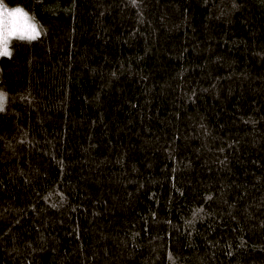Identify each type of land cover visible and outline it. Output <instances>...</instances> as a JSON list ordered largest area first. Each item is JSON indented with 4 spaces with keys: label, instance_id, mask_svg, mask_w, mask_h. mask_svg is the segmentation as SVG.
Listing matches in <instances>:
<instances>
[{
    "label": "trees",
    "instance_id": "obj_1",
    "mask_svg": "<svg viewBox=\"0 0 264 264\" xmlns=\"http://www.w3.org/2000/svg\"><path fill=\"white\" fill-rule=\"evenodd\" d=\"M0 264H264V0H2Z\"/></svg>",
    "mask_w": 264,
    "mask_h": 264
},
{
    "label": "snow or ice",
    "instance_id": "obj_2",
    "mask_svg": "<svg viewBox=\"0 0 264 264\" xmlns=\"http://www.w3.org/2000/svg\"><path fill=\"white\" fill-rule=\"evenodd\" d=\"M4 10L5 5L3 4L2 0H0V56L11 55L8 47L10 37L18 36L20 39L27 38L29 40H35L41 35V31L36 23H27L28 13L22 8H13L7 13V15L13 18L17 16L24 17L26 21L25 27L19 30L13 27L6 33L4 27ZM5 99L6 94L0 92V110H3Z\"/></svg>",
    "mask_w": 264,
    "mask_h": 264
},
{
    "label": "rangeland",
    "instance_id": "obj_3",
    "mask_svg": "<svg viewBox=\"0 0 264 264\" xmlns=\"http://www.w3.org/2000/svg\"><path fill=\"white\" fill-rule=\"evenodd\" d=\"M3 2V1H2ZM3 4L5 5V18H4V27H5V32L7 33L11 28L15 27L16 29H22L25 27V24H26V21H25V18L22 17V16H17L15 18L13 17H9L7 15V13L13 9V8H21V7H11V6H8L7 4H5L3 2ZM23 9V8H22ZM25 12H27L25 10ZM28 13V12H27ZM27 23H36L41 31V28L38 24V22L32 17V15H30L28 13V20H27ZM17 39H20L18 36H12L10 37L9 39V44H8V47H9V50L11 51V46L13 44V42ZM24 39H27V38H24Z\"/></svg>",
    "mask_w": 264,
    "mask_h": 264
}]
</instances>
